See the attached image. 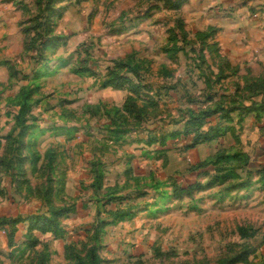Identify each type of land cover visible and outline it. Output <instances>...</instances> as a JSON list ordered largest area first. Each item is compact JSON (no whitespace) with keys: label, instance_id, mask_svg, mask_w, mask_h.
Instances as JSON below:
<instances>
[{"label":"rangeland","instance_id":"1","mask_svg":"<svg viewBox=\"0 0 264 264\" xmlns=\"http://www.w3.org/2000/svg\"><path fill=\"white\" fill-rule=\"evenodd\" d=\"M48 1L0 0V264H264V0Z\"/></svg>","mask_w":264,"mask_h":264},{"label":"trees","instance_id":"2","mask_svg":"<svg viewBox=\"0 0 264 264\" xmlns=\"http://www.w3.org/2000/svg\"><path fill=\"white\" fill-rule=\"evenodd\" d=\"M55 1L56 0H49L48 1V4L46 5V11H45V12L49 13L48 15L53 14ZM176 7L179 8L180 3H177V5H175V8ZM48 15L46 16L47 19H48ZM46 18H42V21H40L39 24H37V27H39V28L41 27L40 31H38V32H39V34H42V36L46 40H48L49 44H50V42H52V44H53V42L57 39V38H54V36H53L54 35V28H55L54 22H52L50 20L47 21ZM49 22H50V25L47 26V24H49ZM46 64H47V62H46ZM46 64L44 66H46ZM128 66H130V65H127L125 63L114 64L113 70H108L107 73L102 75L103 80H102L101 84L99 85V87L101 89L115 88V89L127 92V96H126V98H125L120 109H122L126 113H127V111L132 113L133 112L132 110L141 106L140 104H149L150 105L151 102H147L150 99L147 98V95H146L147 91L146 92L144 91V89H143L144 87L141 85V82L139 80L140 75L138 74V71L136 70L135 67L129 68V75L131 74L132 77L119 73L120 70H122L123 68H128ZM85 72H90V70L85 69ZM72 73H74L75 75H80V76L83 75V73L79 69H73ZM132 78L135 79V82H133L131 80ZM24 108H25V105H22V109H24ZM239 108H241V110L250 111V112L260 110L263 113L264 112V102H262L260 104L252 103V106H249V107L239 106ZM112 112L115 113L116 116H118V114L120 113L119 109H117V108L113 109ZM209 113L210 112H208V114ZM214 113H218L216 111V109L214 110ZM202 114H206V113H202ZM118 118L121 119V120H118V125H116V122H115V123H113V125L115 127L112 129H110V128L108 129L109 132L111 133L112 137H114V138H120L121 137V135L123 134L124 128H125V127H123V124H126V122L123 121L124 116L122 114H121V116H118ZM190 120L195 122L194 117H189V120L187 122H189ZM199 137L202 138V140H209V139H206L205 136H202V137L199 136ZM193 144L194 143H192V146H193ZM243 157L244 156L242 154L230 155L228 152L227 153L222 152L220 154H216V156H214L211 160H208L207 162L204 161L200 166H205V165L209 166L210 165L213 168L212 169V175L210 176V179L206 183V185L212 186V184L214 182H218L217 184H223L229 180H238L239 175H237L236 172L230 171L231 169H226L227 171H224V167H220V166H222L221 163L223 161H224V164H229L230 162H233V161L240 159V158H243ZM196 186H198V183L188 185L186 187H182V188L177 190V194L181 195L182 193H188L190 190H192ZM233 186H235V185H233Z\"/></svg>","mask_w":264,"mask_h":264}]
</instances>
